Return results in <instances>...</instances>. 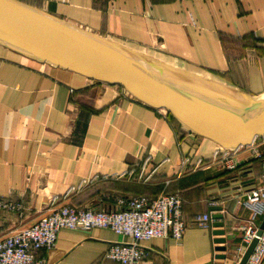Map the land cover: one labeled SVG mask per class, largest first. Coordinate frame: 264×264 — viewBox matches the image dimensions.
<instances>
[{"label": "crops", "instance_id": "obj_1", "mask_svg": "<svg viewBox=\"0 0 264 264\" xmlns=\"http://www.w3.org/2000/svg\"><path fill=\"white\" fill-rule=\"evenodd\" d=\"M18 1L231 96L264 95V0ZM217 148L117 86L0 45V197L25 207L23 217L0 211V238L32 226L55 206L113 209L122 197L177 192L185 235L143 243L149 255L141 264H222L212 231L194 223L215 205L224 208L228 233L237 235V261L244 227L264 219L244 202L249 190L264 188V138L231 153L234 170L214 159ZM183 158L189 162L182 168ZM124 241L108 229H64L57 246L37 257L47 264H118L106 255Z\"/></svg>", "mask_w": 264, "mask_h": 264}, {"label": "water", "instance_id": "obj_2", "mask_svg": "<svg viewBox=\"0 0 264 264\" xmlns=\"http://www.w3.org/2000/svg\"><path fill=\"white\" fill-rule=\"evenodd\" d=\"M0 45L28 59L100 84L120 86L137 101L171 114L190 133L228 151L264 138V95L235 97L212 83L72 25L18 0H0ZM247 198V197H245ZM222 206H212L213 236L222 264H246L264 230L238 262ZM242 231V230H241Z\"/></svg>", "mask_w": 264, "mask_h": 264}, {"label": "built area", "instance_id": "obj_3", "mask_svg": "<svg viewBox=\"0 0 264 264\" xmlns=\"http://www.w3.org/2000/svg\"><path fill=\"white\" fill-rule=\"evenodd\" d=\"M194 137H198L191 133ZM234 152V151H233ZM232 151H216L214 159L220 161L225 170H234L238 163L231 158ZM188 158L182 159V168ZM169 183V182H168ZM244 202L254 216L264 214V188L251 189ZM0 211H9L24 216L22 202L0 197ZM212 213L199 214L194 223L213 231ZM188 228L184 215V203L179 193L162 192L150 196L122 197L113 209H82L73 205L55 206L51 212L32 226L0 238V264H47L39 259L37 252L51 251L57 246L61 230L89 232L94 229H108L127 241L113 244L106 257L118 264H141L149 255L143 243L156 238L181 240ZM245 228L242 248H239L237 261L242 259L247 247L252 243L259 225ZM259 242L246 264H264V230Z\"/></svg>", "mask_w": 264, "mask_h": 264}, {"label": "bare ground", "instance_id": "obj_4", "mask_svg": "<svg viewBox=\"0 0 264 264\" xmlns=\"http://www.w3.org/2000/svg\"><path fill=\"white\" fill-rule=\"evenodd\" d=\"M165 111V110H164ZM186 129V128H185ZM187 130V129H186ZM198 138H201V137H198ZM216 144V143H215ZM218 146L217 150L216 151H220V152H225V149L222 148L220 145L216 144Z\"/></svg>", "mask_w": 264, "mask_h": 264}, {"label": "trees", "instance_id": "obj_5", "mask_svg": "<svg viewBox=\"0 0 264 264\" xmlns=\"http://www.w3.org/2000/svg\"><path fill=\"white\" fill-rule=\"evenodd\" d=\"M83 77V76H82ZM85 78V77H84ZM92 81V80H91ZM94 83H96V84H99V85H102V84H100V83H98V82H95L94 81ZM120 90H122V88L120 87V86H117ZM172 119H175L171 114H168ZM176 120V119H175ZM259 140V139H258Z\"/></svg>", "mask_w": 264, "mask_h": 264}]
</instances>
